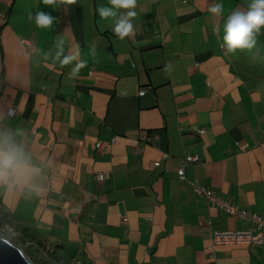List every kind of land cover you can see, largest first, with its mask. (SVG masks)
Returning a JSON list of instances; mask_svg holds the SVG:
<instances>
[{
  "label": "crops",
  "instance_id": "0c3cea01",
  "mask_svg": "<svg viewBox=\"0 0 264 264\" xmlns=\"http://www.w3.org/2000/svg\"><path fill=\"white\" fill-rule=\"evenodd\" d=\"M250 2L137 0L135 35L120 40L114 20L98 15L108 0L67 9L0 0V139L23 148L43 188L32 200L0 189V224L29 254L41 260L39 247L63 264H264V243L212 246L215 231L251 223L195 190L264 215V29L252 49L220 47L227 15ZM215 3L220 17L208 12ZM37 11L55 18L50 28L28 19ZM59 38L65 54L78 46L87 61L74 79V63L54 59ZM192 153L200 161L181 179L177 160Z\"/></svg>",
  "mask_w": 264,
  "mask_h": 264
},
{
  "label": "clouds",
  "instance_id": "9594fccd",
  "mask_svg": "<svg viewBox=\"0 0 264 264\" xmlns=\"http://www.w3.org/2000/svg\"><path fill=\"white\" fill-rule=\"evenodd\" d=\"M76 3L77 0H43L45 6L53 7L59 5L64 6L66 9ZM108 4L110 6L102 5L98 7L97 11L99 17L102 20H108L109 18L114 20V28L112 29V32L120 40L133 37L135 35V30L132 20L137 15L134 10L137 6V0H108ZM208 12L214 17H220L224 13V4L215 3L208 8ZM28 19L30 21L34 20L36 26L41 29L50 28L55 20L51 14L44 11H37L34 15L30 13ZM0 23H6L1 12ZM261 29H264V0H251L247 11L237 9L227 15L226 22L223 25V42L220 47L224 50L225 55L234 54L237 50L252 49L256 45L257 36L261 34ZM213 31L219 34V25H214ZM22 41L30 44L26 39H22ZM53 48L55 49L54 59L59 62L61 67H66L74 63V66L68 73L69 78H76L80 70L87 66V61L80 58L78 46L70 48L68 53L65 54V41L64 39L59 38L53 45ZM51 55L52 52L50 51L44 55V59L47 60ZM91 55L93 57L96 56L94 46L91 49ZM140 91L141 90H139V93ZM12 107H15L16 109V106H11L10 108ZM10 108L8 109L7 114L9 116L15 115L17 109L15 113L11 115L9 113ZM37 175V170L31 164L30 159L20 145L16 144L9 138L0 139V189L3 190L5 196H14L18 191L19 194L27 200L40 197L43 188L41 184L37 182ZM95 178L103 181L106 178V174L103 179H99L96 176ZM1 221L2 220H0V222ZM0 229H3L2 231L6 232L11 230L10 226L6 223H1ZM20 236L17 240L21 239ZM13 242L17 244L14 240ZM22 250L28 255L26 249L22 248ZM42 252L43 251L41 250V255L46 260H54L56 264H60V261L52 258L51 254L47 251L44 253ZM41 262L43 263L45 260L41 259Z\"/></svg>",
  "mask_w": 264,
  "mask_h": 264
},
{
  "label": "built area",
  "instance_id": "2783aa9c",
  "mask_svg": "<svg viewBox=\"0 0 264 264\" xmlns=\"http://www.w3.org/2000/svg\"><path fill=\"white\" fill-rule=\"evenodd\" d=\"M140 93H144L143 90ZM15 107L10 108L9 113H15ZM99 147H103V142H98ZM200 161L199 153L186 154L183 158L177 160L178 174L180 178H186V171L190 164ZM155 165H160V161H156ZM95 176L99 179L105 177V173L96 172ZM196 192L205 195L207 198L215 201L219 206H222L226 211L232 215H238L241 218L248 219L251 223L249 228L236 230H218L215 231L212 237V246L221 244H247L251 246L260 245L264 243V215L258 212H250L239 209L235 205H231L215 196L213 191L206 190L203 186L195 185Z\"/></svg>",
  "mask_w": 264,
  "mask_h": 264
},
{
  "label": "water",
  "instance_id": "95a60500",
  "mask_svg": "<svg viewBox=\"0 0 264 264\" xmlns=\"http://www.w3.org/2000/svg\"><path fill=\"white\" fill-rule=\"evenodd\" d=\"M0 264H35L21 247L0 235Z\"/></svg>",
  "mask_w": 264,
  "mask_h": 264
},
{
  "label": "rangeland",
  "instance_id": "374dc122",
  "mask_svg": "<svg viewBox=\"0 0 264 264\" xmlns=\"http://www.w3.org/2000/svg\"><path fill=\"white\" fill-rule=\"evenodd\" d=\"M135 62V61H134ZM133 62V63H134ZM193 154V153H192ZM4 229H6V228H4ZM3 230V229H2ZM1 229H0V235H3L4 237H6V238H8V239H10V240H17V238H18V232L17 231H15L14 229L12 230H10V231H8V232H6V231H2ZM17 242L19 243L18 244V246L19 247H22L23 249H25V247L24 246H22V245H24V243L22 242V241H20V240H17ZM43 250V249H42ZM44 252H46V251H44L43 250V252L42 253H44ZM31 254V253H30ZM29 253H28V257L32 260V262L33 263H36V264H48V263H45V262H41V260L40 259H37V255L36 254H31V255H33V256H31ZM38 254V253H37ZM38 255H41V254H38Z\"/></svg>",
  "mask_w": 264,
  "mask_h": 264
},
{
  "label": "trees",
  "instance_id": "16d2710c",
  "mask_svg": "<svg viewBox=\"0 0 264 264\" xmlns=\"http://www.w3.org/2000/svg\"><path fill=\"white\" fill-rule=\"evenodd\" d=\"M3 18L5 19V20H7L6 19V17H4L3 16ZM7 22V21H6ZM17 244H19L18 242H17V240H14ZM42 246H40V248H41ZM31 248H33V247H31ZM28 250V249H27ZM36 250V252L38 253V254H41V251H40V249H39V247L38 248H36L35 249ZM40 256H42V255H40ZM51 257L52 258H55V259H57V260H59L60 261V264H63V262L61 261V259L60 258H58V257H56V253H51ZM41 259H44L45 260V262H47V260L44 258V257H42ZM58 262V261H57ZM64 264H67V263H64Z\"/></svg>",
  "mask_w": 264,
  "mask_h": 264
}]
</instances>
